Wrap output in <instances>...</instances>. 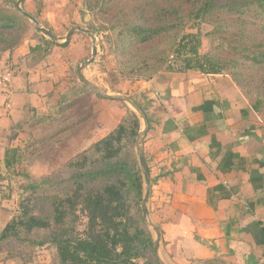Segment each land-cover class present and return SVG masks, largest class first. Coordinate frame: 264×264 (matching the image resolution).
<instances>
[{"label": "trees", "instance_id": "16d2710c", "mask_svg": "<svg viewBox=\"0 0 264 264\" xmlns=\"http://www.w3.org/2000/svg\"><path fill=\"white\" fill-rule=\"evenodd\" d=\"M0 1V54L12 53L29 32L30 19L18 9L19 0ZM30 1H24L22 9L48 25L41 8L34 13L27 8ZM124 1L88 0L98 20L95 32L104 37L121 77L150 82L161 73L228 76L249 95L251 110L262 116L264 0H128L127 7ZM202 25L211 27L206 36L216 43L205 54ZM42 39L48 52L57 45ZM40 49L38 45L31 53ZM130 97L152 127L147 108ZM213 105L206 102L200 110L205 114ZM139 131L138 117L126 108L111 132L55 171L39 177L18 174L25 181L23 194L17 214L0 230V254L24 260L35 249L48 248L55 252L52 264H157L141 209L144 183L135 152ZM28 144L6 147L7 172L37 158L35 153L25 156ZM144 155L151 173L145 150ZM158 181L159 177L152 178L153 186ZM157 223L163 231V224Z\"/></svg>", "mask_w": 264, "mask_h": 264}, {"label": "crops", "instance_id": "0c3cea01", "mask_svg": "<svg viewBox=\"0 0 264 264\" xmlns=\"http://www.w3.org/2000/svg\"><path fill=\"white\" fill-rule=\"evenodd\" d=\"M185 75H160L150 82L137 81L133 88L154 105L147 142L152 144L151 160L164 172L155 186L160 184L169 198L163 220L157 217L163 224L165 253L175 264H194L213 258L217 249L231 264H259L264 256V120L247 108L242 93L196 88V77ZM199 75L196 80L228 77ZM33 78L28 82L33 91L18 79L17 87L23 85L24 92L12 95L15 115L3 118L17 133L45 110L48 98H57L53 82ZM43 84H53L52 89L41 94ZM230 85L236 87L232 80ZM206 102L215 105L204 114L200 108Z\"/></svg>", "mask_w": 264, "mask_h": 264}, {"label": "rangeland", "instance_id": "374dc122", "mask_svg": "<svg viewBox=\"0 0 264 264\" xmlns=\"http://www.w3.org/2000/svg\"><path fill=\"white\" fill-rule=\"evenodd\" d=\"M1 2L0 4L3 3ZM123 5L127 7L130 2L126 0ZM27 8L33 13L41 8V17L45 22H48L49 26L39 23L40 27L47 30L52 29L54 36L58 37L59 41L48 52L46 45L41 41L45 36L40 32L36 34V25L28 19L29 32L20 47L12 53L0 54V76L10 74L13 85L10 96L0 92V230L17 214L19 208L25 181L18 174L27 172L34 177H39L55 171L92 143L111 132L123 117L125 109H129L124 103L102 100L84 89L79 78V68L92 57L91 35L96 37L98 53L95 62L86 71V77L111 93L137 97L147 108L149 115L154 107L153 101L148 100V97L145 95L141 97L142 93L140 92L139 95L136 94L133 88L137 81L123 78L117 72L115 59L104 37L95 32L98 20L92 16L88 0H32L27 4ZM9 12L17 14L10 9ZM74 27L85 29L87 33H75L69 40L68 46L62 47L68 31ZM199 30L202 33L203 42L201 53L205 54L211 51L216 43L206 36L211 31L209 25H202ZM192 32H197V29ZM38 45L41 47L39 52L31 53V49ZM46 52L48 54L45 56ZM169 74L161 73L160 75ZM187 76L196 77L193 79L196 88L203 86L209 88L210 86L212 89H218V91L227 92V94L233 90L242 93L243 102L246 101L247 108H250L251 98L239 87L232 88L230 77H225L227 78L225 81H212L203 77V80H196L200 75L195 72L187 73L184 77ZM33 77H36L41 83L53 82L55 88L52 93L57 98L55 101L48 98V101H45V110L40 109L39 116L35 115L25 126L22 125L21 131L17 133L13 129L9 130V122L5 120L11 119L15 115L10 109L11 104H14L11 97L18 95V91L24 92L23 85L17 87L16 83L19 78L29 84L28 82H32ZM52 85L45 84L41 94L49 92ZM28 87L33 91L32 83ZM232 95L231 98H236L234 94ZM155 100L154 104H156ZM261 115L264 120V109ZM1 124L6 126L2 127ZM147 137L144 142V150L150 159L152 178H157L161 173L162 166L155 160H151L153 157L152 144L147 142ZM10 140H19L23 145L29 143L25 156L30 153H35L38 156L33 163H25L24 166L9 173L2 160L3 151L9 143L11 147H15L18 142L11 143ZM28 160L30 161V158ZM161 175L163 176L164 172ZM160 188V184L153 186L150 208L151 212L153 211L159 219L162 216L163 220L165 205L169 198L161 193ZM32 252V255L28 253V257L30 255L31 258L27 257L24 260H11L6 255L0 254V264H25V260L28 261L27 264H52L55 261V252L48 248H39Z\"/></svg>", "mask_w": 264, "mask_h": 264}, {"label": "water", "instance_id": "95a60500", "mask_svg": "<svg viewBox=\"0 0 264 264\" xmlns=\"http://www.w3.org/2000/svg\"><path fill=\"white\" fill-rule=\"evenodd\" d=\"M26 0H19L18 1V9L21 11V13L25 16H27L34 24L36 25L37 30L48 40L51 42H58L59 38L54 36L52 32L49 30L40 27L39 22L33 18L32 16H29L23 9L22 4ZM77 32H83L87 33V30L82 29L80 27H74L71 28L68 31L67 36L65 37V43H68L71 37L77 33ZM92 42H93V52L92 57L85 61L79 68V77L81 82L88 88L91 92L97 94L98 96L102 97L103 99L114 101V102H120L124 103L128 106V108L138 117L140 121V131L137 136L136 142H135V151L138 158V162L140 165L142 177H143V197H142V215L144 218V221L146 225L148 226L152 238H153V249H154V255L157 264H175L173 263L166 255L165 249H164V243L162 238V233L160 230L159 225L155 222L151 209H150V203H151V196H152V189H153V183H152V177L151 173L149 171L145 155H144V142L145 139L150 131V123L149 120L145 114V112L140 108V106L134 101L130 96L117 94V93H111L108 90L94 84L91 82L88 77H86V71L88 68L95 62L96 56H97V47H96V37L94 35H91ZM215 251V256L209 260H204L200 262H196L194 264H231L224 260L217 249Z\"/></svg>", "mask_w": 264, "mask_h": 264}, {"label": "built area", "instance_id": "2783aa9c", "mask_svg": "<svg viewBox=\"0 0 264 264\" xmlns=\"http://www.w3.org/2000/svg\"><path fill=\"white\" fill-rule=\"evenodd\" d=\"M12 77L10 74L0 76V92L3 95L10 96L12 94ZM259 264H264V256L260 259Z\"/></svg>", "mask_w": 264, "mask_h": 264}]
</instances>
